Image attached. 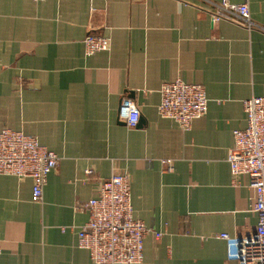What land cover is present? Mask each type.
<instances>
[{"label": "crops", "instance_id": "obj_1", "mask_svg": "<svg viewBox=\"0 0 264 264\" xmlns=\"http://www.w3.org/2000/svg\"><path fill=\"white\" fill-rule=\"evenodd\" d=\"M221 1L0 0V130L60 157L41 203L32 179L0 175V264H94L78 244L82 204L114 171L129 173L134 216L151 230L139 264H242L220 235L258 223L250 178L234 183L228 158L244 100L264 95V0H228L248 4L252 27L214 23ZM89 33L110 48L87 54ZM177 79L209 98L188 131L158 112ZM124 97L141 108L135 128L120 117Z\"/></svg>", "mask_w": 264, "mask_h": 264}, {"label": "built area", "instance_id": "obj_2", "mask_svg": "<svg viewBox=\"0 0 264 264\" xmlns=\"http://www.w3.org/2000/svg\"><path fill=\"white\" fill-rule=\"evenodd\" d=\"M210 14L214 23L237 18L249 27L254 25L247 3L223 0L214 4ZM84 44L87 54L91 55L108 50L110 39L89 33ZM160 96L159 114L176 121L184 131L190 130L193 121L208 112L209 98L199 84L180 79L166 82L160 88ZM243 103L247 125L234 131L235 144L228 161L234 183L243 175L250 178V186L256 192L254 211L258 223L253 232L242 238H231L226 233L220 236L233 242L240 263L264 264V95L252 96ZM120 117L128 127L135 128L140 121L141 108L134 99L124 97ZM59 160L60 157L40 144L37 138L22 131L0 130V175L32 179L34 202L43 201L44 188ZM82 208L88 212L89 219L79 230L78 244L89 252L94 264H139L143 261L145 238L151 230L134 216L128 172L114 171L109 177L101 178L97 195L82 204ZM155 235L162 236L158 232ZM1 252L0 240V256Z\"/></svg>", "mask_w": 264, "mask_h": 264}]
</instances>
